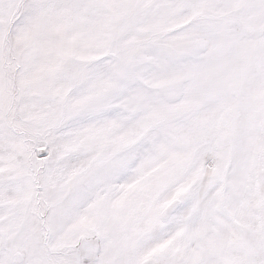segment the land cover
Masks as SVG:
<instances>
[{
    "label": "snow or ice",
    "instance_id": "6c2138e0",
    "mask_svg": "<svg viewBox=\"0 0 264 264\" xmlns=\"http://www.w3.org/2000/svg\"><path fill=\"white\" fill-rule=\"evenodd\" d=\"M0 264H264V0H0Z\"/></svg>",
    "mask_w": 264,
    "mask_h": 264
}]
</instances>
